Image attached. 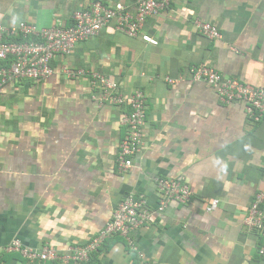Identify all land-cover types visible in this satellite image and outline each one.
I'll use <instances>...</instances> for the list:
<instances>
[{
	"label": "crops",
	"instance_id": "crops-1",
	"mask_svg": "<svg viewBox=\"0 0 264 264\" xmlns=\"http://www.w3.org/2000/svg\"><path fill=\"white\" fill-rule=\"evenodd\" d=\"M95 1L134 11L138 0H0V23L68 27ZM198 19L222 38L201 34ZM142 34L158 44L112 23L57 56L51 77L0 89V264H32L4 252L15 240L60 251L89 243L132 194L153 209L133 233L136 250L114 237L82 264H264V236L244 225L264 189V117L254 122L242 102L224 104L213 87L190 79L192 67L206 65L264 88V0H179L150 17ZM63 67L145 94L144 143L128 171L117 164L123 108L100 104L90 80L68 79ZM158 179L188 184L192 202L157 211ZM215 199L218 209L207 213Z\"/></svg>",
	"mask_w": 264,
	"mask_h": 264
},
{
	"label": "built area",
	"instance_id": "built-area-1",
	"mask_svg": "<svg viewBox=\"0 0 264 264\" xmlns=\"http://www.w3.org/2000/svg\"><path fill=\"white\" fill-rule=\"evenodd\" d=\"M177 1L179 0H138L134 11L122 4L106 6L101 1H95L88 9L74 12L72 25L68 27L39 28L30 23H21L18 26L0 23V89L9 81H40L51 77L55 72L52 62L57 56L71 55L78 44L98 36L112 23L116 30L130 37L141 36L145 42L157 45L155 39L142 34L146 21L168 10ZM195 27L211 40L222 38L219 28L213 24L198 19ZM16 37L33 39L26 42L11 41ZM9 61L10 65H5ZM62 72L68 79L88 78L93 88L98 91L100 104L107 103L123 108L120 124L126 128V134L120 143L117 164L122 172L131 169L133 158L141 151L144 143L146 103L143 91L125 92L119 83L108 76L82 68L63 67ZM190 79L213 87L224 104L242 102L249 119L254 122H259L264 117V88L255 87L237 78H226L206 65L192 67ZM166 80L171 84L175 83L172 79ZM157 182L160 194L157 211L163 212L171 203L187 205L192 202L194 193L188 184L168 179H158ZM219 205L220 201L215 199L206 205L205 210L212 213ZM152 212L153 209L143 195H128L115 209L111 221L85 245H73L60 251L50 244L37 249L15 240L5 247L4 252L19 254L32 264L88 263L114 237L125 239L127 245L136 250L133 233L151 220ZM244 225L249 231L264 236V189L255 194ZM258 256L264 259V245L258 248Z\"/></svg>",
	"mask_w": 264,
	"mask_h": 264
},
{
	"label": "trees",
	"instance_id": "trees-1",
	"mask_svg": "<svg viewBox=\"0 0 264 264\" xmlns=\"http://www.w3.org/2000/svg\"><path fill=\"white\" fill-rule=\"evenodd\" d=\"M32 39L33 38H31V37H29V38L16 37V38H12L11 41H15V42H26V41H31ZM5 65H10V61L9 62H6Z\"/></svg>",
	"mask_w": 264,
	"mask_h": 264
}]
</instances>
